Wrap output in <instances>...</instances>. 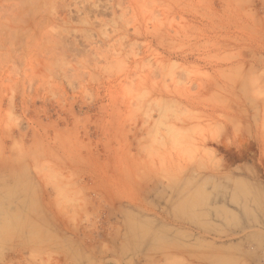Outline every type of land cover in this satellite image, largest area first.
Returning <instances> with one entry per match:
<instances>
[{"label": "rangeland", "instance_id": "rangeland-1", "mask_svg": "<svg viewBox=\"0 0 264 264\" xmlns=\"http://www.w3.org/2000/svg\"><path fill=\"white\" fill-rule=\"evenodd\" d=\"M0 264H264V0H0Z\"/></svg>", "mask_w": 264, "mask_h": 264}, {"label": "bare ground", "instance_id": "bare-ground-1", "mask_svg": "<svg viewBox=\"0 0 264 264\" xmlns=\"http://www.w3.org/2000/svg\"><path fill=\"white\" fill-rule=\"evenodd\" d=\"M238 159V158H237ZM249 229V228H248Z\"/></svg>", "mask_w": 264, "mask_h": 264}]
</instances>
